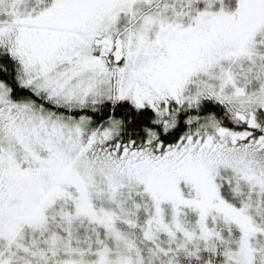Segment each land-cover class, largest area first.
Masks as SVG:
<instances>
[{"label": "snow or ice", "instance_id": "obj_1", "mask_svg": "<svg viewBox=\"0 0 264 264\" xmlns=\"http://www.w3.org/2000/svg\"><path fill=\"white\" fill-rule=\"evenodd\" d=\"M0 264H264V0H0Z\"/></svg>", "mask_w": 264, "mask_h": 264}]
</instances>
